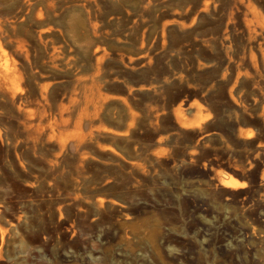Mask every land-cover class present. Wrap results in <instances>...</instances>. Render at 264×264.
<instances>
[{
  "label": "rangeland",
  "instance_id": "rangeland-1",
  "mask_svg": "<svg viewBox=\"0 0 264 264\" xmlns=\"http://www.w3.org/2000/svg\"><path fill=\"white\" fill-rule=\"evenodd\" d=\"M0 264H264V0H0Z\"/></svg>",
  "mask_w": 264,
  "mask_h": 264
},
{
  "label": "bare ground",
  "instance_id": "bare-ground-1",
  "mask_svg": "<svg viewBox=\"0 0 264 264\" xmlns=\"http://www.w3.org/2000/svg\"><path fill=\"white\" fill-rule=\"evenodd\" d=\"M222 184L225 187L232 188V189H238L242 188L243 184H240L239 182L234 180V177H228L227 179H222Z\"/></svg>",
  "mask_w": 264,
  "mask_h": 264
},
{
  "label": "crops",
  "instance_id": "crops-1",
  "mask_svg": "<svg viewBox=\"0 0 264 264\" xmlns=\"http://www.w3.org/2000/svg\"><path fill=\"white\" fill-rule=\"evenodd\" d=\"M175 110H176V109H171V110H170L171 114L175 115ZM234 180L237 181V182H239L240 184H246V185L249 184V186H250V183L248 182L247 179L234 178Z\"/></svg>",
  "mask_w": 264,
  "mask_h": 264
},
{
  "label": "trees",
  "instance_id": "trees-1",
  "mask_svg": "<svg viewBox=\"0 0 264 264\" xmlns=\"http://www.w3.org/2000/svg\"><path fill=\"white\" fill-rule=\"evenodd\" d=\"M248 182L250 183V181L248 180Z\"/></svg>",
  "mask_w": 264,
  "mask_h": 264
}]
</instances>
